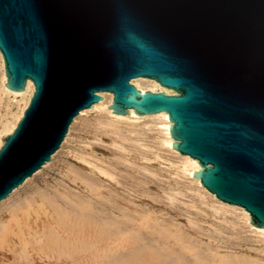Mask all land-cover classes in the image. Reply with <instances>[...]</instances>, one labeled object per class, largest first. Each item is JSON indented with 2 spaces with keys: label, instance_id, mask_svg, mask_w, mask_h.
<instances>
[{
  "label": "water",
  "instance_id": "1",
  "mask_svg": "<svg viewBox=\"0 0 264 264\" xmlns=\"http://www.w3.org/2000/svg\"><path fill=\"white\" fill-rule=\"evenodd\" d=\"M0 53L7 88L35 87L1 139L0 201L110 91L112 113L166 112L192 177L264 227V0H0Z\"/></svg>",
  "mask_w": 264,
  "mask_h": 264
},
{
  "label": "rangeland",
  "instance_id": "2",
  "mask_svg": "<svg viewBox=\"0 0 264 264\" xmlns=\"http://www.w3.org/2000/svg\"><path fill=\"white\" fill-rule=\"evenodd\" d=\"M142 79L139 85L144 89L160 90L154 80ZM1 81L0 65V130L23 105L2 91ZM164 138L157 118L118 120L103 108L78 115L51 161L0 203V218L6 219L7 209L37 193H48L60 202L57 191L70 196L71 206L86 201L94 215L123 224L128 242L112 252V259L140 243L183 255L180 264H264L262 238L248 227L241 210L216 212L219 205L191 180ZM116 206L129 214L120 215ZM230 222L235 223L236 233L231 232ZM109 258L97 264H113Z\"/></svg>",
  "mask_w": 264,
  "mask_h": 264
},
{
  "label": "bare ground",
  "instance_id": "3",
  "mask_svg": "<svg viewBox=\"0 0 264 264\" xmlns=\"http://www.w3.org/2000/svg\"><path fill=\"white\" fill-rule=\"evenodd\" d=\"M0 65L2 69V91L12 96L13 99H16V101L23 102V105L20 108L18 114L15 117L13 116L14 118L13 120L11 119L12 121L7 120L3 128L0 130V136L2 133L6 132V134L4 133L5 135L3 136L5 137L6 135L13 133L14 129L17 126V123L23 117V112L30 103V99L33 95L35 87L33 82L30 79H27L23 90H10L4 85V83L6 82V75L4 71V62L1 53ZM142 78L146 77H134L132 78L133 80L131 79V82L137 88L141 90H146L141 85H139V81L143 80ZM155 82L158 83L157 81ZM155 82L153 83L158 86ZM163 87H161L160 84L158 86L161 91L171 93V88L165 87L167 88L165 89ZM96 93L100 95L102 99L98 100L97 102H94L92 104V107L80 109L77 115L73 117V120L70 123L69 127L78 115H83L85 114V112L92 111L97 108L105 109L107 113L111 114L114 118L118 120H132L133 122H137L149 118L159 119V123L162 124V127L165 131V138L163 140L164 144H166L168 149L173 154L177 155L180 158V162L183 165L184 170L188 172V175L191 180L195 182L203 192L207 193L214 200V202L219 205V207L216 209V212L225 213L230 211L234 212L238 209L241 210L248 227L251 228L252 231L257 233L258 236H261L264 245V227H257L252 225L249 222L251 218L247 210H244L242 206H235V204L226 203L217 199L214 193H210L205 187L200 184V180L198 178L192 177L193 171L198 170L200 166L197 163V159L189 157L185 154H180L177 150L171 148V144L173 142V138L169 134V125L171 122L168 120L166 112L161 111L153 114L136 115L134 113V110L130 108L128 110V115L112 113L111 111L113 110L111 108H108V105H110L112 101V93L110 91H97ZM67 133L65 134V136L67 135ZM2 138L0 137V147L4 144V140H1ZM50 161L45 162L41 166V168ZM40 169H38L37 171H39ZM37 171H35L31 176L25 178L23 183L28 178H31ZM77 173L80 174L81 171H78ZM21 185L14 188L11 193H13L14 190L19 188ZM89 185H91V183ZM56 192L54 191V194L57 195V198L61 199V203L58 201L59 199L53 198L52 196L48 195V193L41 192L37 193L38 196L36 197H27L25 201H22L21 199L22 202H18L17 205L15 204L13 207L7 209L6 219L3 220V217L0 218V264H97L100 260L107 258L108 256L110 257L109 259L113 261V264H180V262L183 261L184 256L179 253H175V251L167 253L164 251L163 248L153 250L155 247H153V249L147 248L143 245H140V243L139 246H135L134 248H132V250H126V252H129L126 254L124 253L125 255H122L123 257L121 256L112 259V252H114L116 248H123L128 242V237H126L125 235L128 233L125 230L126 228L123 227V224H120L121 222L119 223V220H117L118 224L115 225L113 223L114 219L107 220L102 214H99L97 216L94 215L88 209L90 204L87 202L89 205L88 206L85 203L86 201H80L77 203L78 205H76V207H73L70 205H73V203L71 202L69 195L65 196L61 192ZM11 193H9V195ZM75 196L77 197L78 195ZM63 197H66V200L63 199ZM3 200H1L0 203L3 202ZM93 201L94 202L91 201L93 204L97 203L96 200ZM66 206L69 207V209L66 208ZM114 208L117 211L121 212L119 213L120 215H122V213L125 214L126 212L125 209L121 206H116ZM234 224L235 223L233 222L231 223L230 229L231 232L236 233L237 229L235 228ZM125 225L128 224L126 223ZM141 232L143 233V231ZM144 242L146 243V241ZM183 248L187 249L186 246ZM192 257L194 256L192 255ZM204 257H202V259ZM261 258L264 259V256H262ZM255 263L262 264V261H258Z\"/></svg>",
  "mask_w": 264,
  "mask_h": 264
}]
</instances>
